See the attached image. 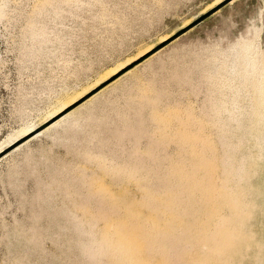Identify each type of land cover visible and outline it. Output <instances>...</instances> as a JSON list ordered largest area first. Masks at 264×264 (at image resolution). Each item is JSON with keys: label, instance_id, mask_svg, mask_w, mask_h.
<instances>
[{"label": "rangeland", "instance_id": "obj_1", "mask_svg": "<svg viewBox=\"0 0 264 264\" xmlns=\"http://www.w3.org/2000/svg\"><path fill=\"white\" fill-rule=\"evenodd\" d=\"M214 1L0 0V140L53 124L0 157V264H264V0Z\"/></svg>", "mask_w": 264, "mask_h": 264}, {"label": "bare ground", "instance_id": "obj_2", "mask_svg": "<svg viewBox=\"0 0 264 264\" xmlns=\"http://www.w3.org/2000/svg\"><path fill=\"white\" fill-rule=\"evenodd\" d=\"M225 0H215L214 2H212L211 4H209L207 6L206 9H203L198 16L203 15L204 13H206L207 11H209L210 9H213L214 7H216L217 5H219L220 3H222ZM236 0H232L230 2L233 3ZM189 22V21H188ZM188 22H186L188 24ZM184 25H186L184 23ZM183 26V25H182ZM165 40V39H163ZM162 40V41H163ZM150 50V48H148ZM146 53V52H144ZM141 55V54H139ZM143 55V54H142ZM141 55V56H142ZM137 58V57H136ZM131 63V62H129ZM122 67L121 66L119 68H116L115 70H110L107 74H105L103 77H100L101 79L98 80L96 83L92 84V86H90L89 88L87 87L86 89H84V91H82L81 93H78L77 96H74V98L70 99L69 101H67L66 103H63L60 107H58V109H56L53 113L52 116L57 115L59 113H61L65 108H67L69 105H71L72 103H74L75 101H77L78 99H80L83 95L87 94L89 91H91L92 89H94L97 85H99V83H101L102 81H104L105 79H107L108 77L112 76L114 73H116L117 71H119ZM51 118V117H50ZM44 119V118H43ZM56 123V122H55ZM54 123V124H55ZM32 126V125H30ZM52 125L48 126L47 128H45L42 131H38L36 132L37 129H33L31 127H21L16 131H13L11 133L6 134V136H4L1 140H0V157H2L3 155L7 154L9 151L17 148V147H21L22 144L26 143L28 140L33 139L34 137L38 136L40 133H42L43 131L47 130L48 128H50ZM34 127V125L32 126ZM35 128V127H34ZM21 143V144H20ZM19 149V148H18ZM120 200L122 199L121 197H118Z\"/></svg>", "mask_w": 264, "mask_h": 264}, {"label": "trees", "instance_id": "obj_3", "mask_svg": "<svg viewBox=\"0 0 264 264\" xmlns=\"http://www.w3.org/2000/svg\"><path fill=\"white\" fill-rule=\"evenodd\" d=\"M155 51V48L151 49V52H154Z\"/></svg>", "mask_w": 264, "mask_h": 264}, {"label": "water", "instance_id": "obj_4", "mask_svg": "<svg viewBox=\"0 0 264 264\" xmlns=\"http://www.w3.org/2000/svg\"><path fill=\"white\" fill-rule=\"evenodd\" d=\"M199 21V20H198Z\"/></svg>", "mask_w": 264, "mask_h": 264}]
</instances>
